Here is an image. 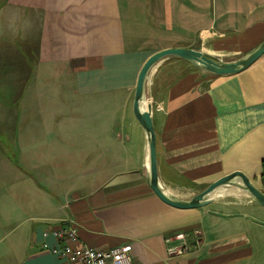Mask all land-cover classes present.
<instances>
[{
    "label": "crops",
    "instance_id": "1",
    "mask_svg": "<svg viewBox=\"0 0 264 264\" xmlns=\"http://www.w3.org/2000/svg\"><path fill=\"white\" fill-rule=\"evenodd\" d=\"M263 41L264 0H0L1 75L25 91L21 111L0 105L12 141V159L0 150V264H66L45 236L59 226L76 228L75 247L132 245L134 264H264V207L216 206L234 189L198 209L165 204L132 118L154 54L187 48L231 63ZM173 59L188 71L174 76ZM147 91L159 179L173 197L234 172L264 184V55L229 76L172 57ZM183 243L192 252L171 257Z\"/></svg>",
    "mask_w": 264,
    "mask_h": 264
},
{
    "label": "water",
    "instance_id": "2",
    "mask_svg": "<svg viewBox=\"0 0 264 264\" xmlns=\"http://www.w3.org/2000/svg\"><path fill=\"white\" fill-rule=\"evenodd\" d=\"M264 55V41L249 54L235 62H223L214 59L201 51L187 48L167 49L151 56L142 67L135 90L133 102V114L139 122L148 143V177L152 191L165 204L180 210L198 209L214 202L212 194L223 187L229 186L240 189L247 193L254 201L264 207V192L256 187L253 182L241 172L226 175L209 185L205 190L189 200H182L168 196L159 179L157 163V137L154 122L150 110L147 107V79L151 71L164 60L172 57L183 59L196 67L218 76L239 74Z\"/></svg>",
    "mask_w": 264,
    "mask_h": 264
},
{
    "label": "rangeland",
    "instance_id": "3",
    "mask_svg": "<svg viewBox=\"0 0 264 264\" xmlns=\"http://www.w3.org/2000/svg\"><path fill=\"white\" fill-rule=\"evenodd\" d=\"M168 59H171V58H168ZM170 61L171 62L175 61L176 63H178L177 64L178 66H173L169 70L170 72H172L174 74V76L175 75L180 76V75L184 74L185 72L188 71V68L190 67L187 63L186 64L182 63L181 62L182 60H179V59H177V60L173 59ZM157 67H156V69H157ZM154 75H155V73H153L151 75L150 82L147 85L148 91L151 89V85H152ZM148 91H147V93H148ZM23 93H25L24 87L16 85V83L11 81V77L9 74L4 73L1 75V71H0V105L10 106L12 103L11 100H13L14 104H16V106H17L18 102L15 103L14 100H16V97L21 96ZM22 104H23V101H22V103L21 102L18 103V106L20 107L19 108L20 111H21V105ZM25 104L26 103H24V107H25ZM133 115L134 114H132V118H133ZM151 115H152V113H151ZM7 118H9V116ZM134 119H136L135 116H134ZM137 139L138 138H136V136H134L135 144L138 147ZM11 145H12V141H11L10 135L6 134V130L4 129V127L1 128V126H0V150L3 154V156L7 157L8 159H12V151H11L12 146ZM62 155H65V152H63L59 156V158H62L61 157ZM0 164H3V163L0 162ZM4 168H7V167L5 165H4V167L0 166V177L1 176L4 177V175H3V169ZM207 187H208L207 184L200 185V186L196 185L194 187V190H195L194 195H189L188 197H181L179 199H182V200L191 199V198H193V196L198 195L200 192L205 190ZM256 187H258L260 190H262L264 192V184H261V183L257 184ZM224 188H225V189H223L224 191L237 189V188L229 187V186L224 187ZM197 192H199V193H197ZM230 193H234V192L231 191ZM217 200H218V203L216 204V206L217 205L218 206H220V205L226 206V210L228 212H230V215H234L237 211H240L241 208L244 209L242 212L248 213V211H250V207H252V205H257L256 201H254L248 194H246L244 192L241 193L240 191L238 192L237 195L220 197Z\"/></svg>",
    "mask_w": 264,
    "mask_h": 264
},
{
    "label": "built area",
    "instance_id": "4",
    "mask_svg": "<svg viewBox=\"0 0 264 264\" xmlns=\"http://www.w3.org/2000/svg\"><path fill=\"white\" fill-rule=\"evenodd\" d=\"M53 235L60 247L52 252L64 260L66 264H134L132 245L127 244L100 251L87 246L75 247L73 244L78 239L75 227L59 226L46 231L45 236ZM187 242L186 236H180ZM193 248L187 243L169 249L171 257L182 256L192 252Z\"/></svg>",
    "mask_w": 264,
    "mask_h": 264
},
{
    "label": "bare ground",
    "instance_id": "5",
    "mask_svg": "<svg viewBox=\"0 0 264 264\" xmlns=\"http://www.w3.org/2000/svg\"><path fill=\"white\" fill-rule=\"evenodd\" d=\"M155 70H156V68H154L152 71H151V74L149 75V77H148V79H147V82L149 83L150 82V78H151V75L153 74V73H155ZM148 160H149V158H148ZM226 187H228V186H226ZM224 189V187L223 188H220V189H218V190H216L213 194H212V198L214 199V198H216V194L218 193V192H220L221 190H223ZM164 190V192L168 195V196H170V197H173L174 196V192L173 191H171L170 189H167V188H164L163 189ZM234 190H236V191H240V192H244V191H242V190H240V189H234ZM169 192V193H168ZM170 193H172V194H170ZM245 193V192H244ZM247 194V193H246ZM175 198H177V197H175Z\"/></svg>",
    "mask_w": 264,
    "mask_h": 264
},
{
    "label": "trees",
    "instance_id": "6",
    "mask_svg": "<svg viewBox=\"0 0 264 264\" xmlns=\"http://www.w3.org/2000/svg\"><path fill=\"white\" fill-rule=\"evenodd\" d=\"M262 179H263V183H264V174H263V177H262Z\"/></svg>",
    "mask_w": 264,
    "mask_h": 264
}]
</instances>
